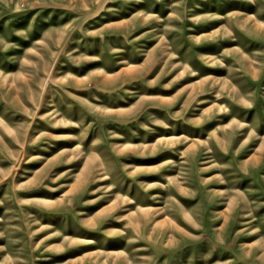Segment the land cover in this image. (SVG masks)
I'll list each match as a JSON object with an SVG mask.
<instances>
[{"label":"rangeland","instance_id":"1","mask_svg":"<svg viewBox=\"0 0 264 264\" xmlns=\"http://www.w3.org/2000/svg\"><path fill=\"white\" fill-rule=\"evenodd\" d=\"M0 264H264V0H0Z\"/></svg>","mask_w":264,"mask_h":264}]
</instances>
